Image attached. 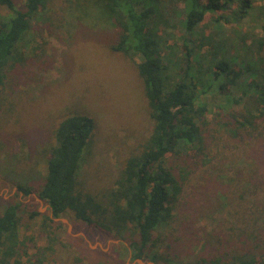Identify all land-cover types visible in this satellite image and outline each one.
Wrapping results in <instances>:
<instances>
[{
	"label": "trees",
	"instance_id": "1",
	"mask_svg": "<svg viewBox=\"0 0 264 264\" xmlns=\"http://www.w3.org/2000/svg\"><path fill=\"white\" fill-rule=\"evenodd\" d=\"M82 1L97 5L116 25L110 51L130 60L141 78L151 134L102 188L90 185V177L82 180L87 155V163L94 161L90 146L96 123L88 115L62 118L53 132L54 144L37 155L15 149L19 131L9 135L7 127L17 108L2 98L4 86L7 75L26 60L21 46L50 0H23L21 8L15 0H0V178L23 196L36 193L50 211L26 210L20 199L0 205V264H83L80 258L63 261L55 256L58 237L52 225L63 226L55 223L62 216L101 233V240H123L133 260L264 264V201L255 186L233 178L224 186L213 185L225 196L223 207L233 212L230 220L210 231H188L208 252L182 256L178 244L170 242L178 230L187 234L184 222L173 225L190 174L207 168L214 179L225 150L234 154L241 145H264V0H179L181 9L162 0ZM207 14L214 17L209 23ZM249 17L260 24L262 37L222 34L223 25ZM209 24L218 31L204 36L201 26ZM173 25L182 29L181 44L168 45L174 35L166 27ZM173 158L185 166L175 167ZM39 161L47 165L45 177L37 171ZM223 207H213V215ZM38 217L37 230L22 236L23 230L36 228L32 222ZM40 238L42 247L36 244Z\"/></svg>",
	"mask_w": 264,
	"mask_h": 264
},
{
	"label": "rangeland",
	"instance_id": "2",
	"mask_svg": "<svg viewBox=\"0 0 264 264\" xmlns=\"http://www.w3.org/2000/svg\"><path fill=\"white\" fill-rule=\"evenodd\" d=\"M22 1L15 0L17 8L22 7ZM167 1L179 9L183 7L179 0H162L163 3ZM212 18V14H207L205 23ZM37 21L21 46L26 60L7 75L4 86L2 98L17 108L16 119L10 118L7 127L9 135L18 130L15 149L33 150L37 155L38 151L54 144L53 132L62 118L76 113L88 115L96 123L90 146L94 161L87 163L90 154L87 155L81 170L82 180L90 177V185H101L98 188H102L109 184V179H113L112 175L117 173L121 162L133 149L144 144L151 134L153 124L144 100L141 78L130 60L110 51L111 40H115L118 30L97 5L82 0H50ZM201 28L204 36L218 31L213 24ZM166 31L174 35L169 37L168 45L174 42L181 44L178 37L182 29L179 26L166 27ZM221 31L231 36L233 31L263 36L254 17L239 24H225ZM223 153L225 158L219 166L221 172L212 175L214 179L210 169L200 168L190 174L184 185L176 209L178 222L173 226L177 228L179 222H184L188 230L186 235L179 233L180 230L173 233L170 241L178 244L182 256L191 251L208 252L203 243H195L196 239L189 230L196 232L202 228L210 231L214 224L230 220L233 212L223 207L226 205L225 196L213 187L214 184L224 186L231 178L249 182V187L255 186L254 189L260 192L258 198L264 201V145L259 148L251 143L241 145L234 154L227 150ZM190 155V160L194 161L193 153ZM42 157H36V160ZM172 162L175 167L185 166L177 158ZM37 166L38 173L45 177L46 163L39 161ZM0 177H3L1 173ZM2 181L0 178L1 206L9 200L20 199L26 210L50 215L48 205L36 193L23 196L15 187H8ZM35 187L37 184H33ZM215 206L223 208L213 215ZM40 221L39 217L36 218L32 222L36 228L31 227L29 232L23 230L22 236L36 231ZM55 223L63 225H52L57 228L58 242L54 247L59 260L80 258L83 264H153L133 260L126 242L106 237L101 240V233L83 223L73 222L65 216L57 218ZM43 239L37 240V246L45 245Z\"/></svg>",
	"mask_w": 264,
	"mask_h": 264
},
{
	"label": "water",
	"instance_id": "3",
	"mask_svg": "<svg viewBox=\"0 0 264 264\" xmlns=\"http://www.w3.org/2000/svg\"><path fill=\"white\" fill-rule=\"evenodd\" d=\"M55 220H57V218H55ZM137 261L141 262V260H137Z\"/></svg>",
	"mask_w": 264,
	"mask_h": 264
}]
</instances>
